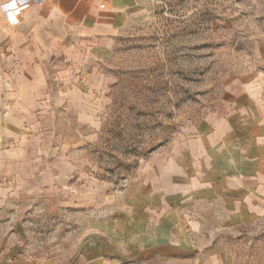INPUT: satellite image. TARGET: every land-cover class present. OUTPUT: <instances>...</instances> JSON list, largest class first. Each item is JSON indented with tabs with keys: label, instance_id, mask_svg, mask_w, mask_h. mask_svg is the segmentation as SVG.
Masks as SVG:
<instances>
[{
	"label": "crops",
	"instance_id": "crops-1",
	"mask_svg": "<svg viewBox=\"0 0 264 264\" xmlns=\"http://www.w3.org/2000/svg\"><path fill=\"white\" fill-rule=\"evenodd\" d=\"M132 7L0 0V264H42L27 258L23 231L10 230L27 197L82 219V264H234L221 242L264 223V70L242 74L220 111L152 154L126 187L54 153L55 68L62 82L87 80ZM87 95L74 85L55 105L88 123Z\"/></svg>",
	"mask_w": 264,
	"mask_h": 264
},
{
	"label": "rangeland",
	"instance_id": "rangeland-1",
	"mask_svg": "<svg viewBox=\"0 0 264 264\" xmlns=\"http://www.w3.org/2000/svg\"><path fill=\"white\" fill-rule=\"evenodd\" d=\"M131 2L109 56L87 80L62 82L54 70V153L70 154L80 173L113 190L186 127L220 111L242 74L264 70V0ZM80 84L88 88L84 124L76 110L55 105ZM24 200L26 209H11L10 230L25 234L27 258L82 264V219L57 204L35 209ZM224 239L234 264H264V223Z\"/></svg>",
	"mask_w": 264,
	"mask_h": 264
}]
</instances>
